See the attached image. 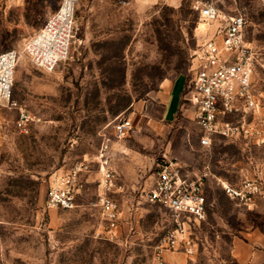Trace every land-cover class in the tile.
<instances>
[{"label": "rangeland", "instance_id": "1", "mask_svg": "<svg viewBox=\"0 0 264 264\" xmlns=\"http://www.w3.org/2000/svg\"><path fill=\"white\" fill-rule=\"evenodd\" d=\"M59 1L0 0V52L21 53L12 97L32 116L21 131L18 111L0 106V264H154L173 218L146 194L165 158L189 175L210 168L206 220L190 229L196 252H167L166 262L264 264V189L248 208L221 187L253 178L264 184V142L217 138L204 148L191 117L171 124L154 117L169 83L183 77L187 86L193 76L200 0H80L71 56L48 72L23 47ZM202 1L223 15H244L246 38L264 61V0ZM257 88L264 91L262 69ZM259 114L264 118V109ZM118 118L135 125L123 139L115 136ZM107 139L122 217L114 241L97 236V157ZM82 162L89 167L78 206L46 208L50 178Z\"/></svg>", "mask_w": 264, "mask_h": 264}, {"label": "built area", "instance_id": "2", "mask_svg": "<svg viewBox=\"0 0 264 264\" xmlns=\"http://www.w3.org/2000/svg\"><path fill=\"white\" fill-rule=\"evenodd\" d=\"M24 1V0H17ZM80 0H60L40 30L23 47L31 62L52 72L71 56L76 32V6ZM200 21L209 24L201 33V41L193 55V76L185 88V97L195 107L194 122L202 134L199 144L210 148L217 138L234 142H264V91L257 88L259 69L264 61L257 48L246 38L248 20L242 14H222L211 1H198ZM216 24L212 30L211 27ZM21 53L17 50L0 52V106L15 108L21 131L27 130L31 114L14 100L13 86ZM129 118L114 123L115 136L126 138L133 130ZM97 164L101 174V192L96 202L100 217L97 236L114 241L121 232V205L115 197L117 177L111 166L109 140L99 150ZM85 162L54 174L48 183L45 205L48 209H74L83 187ZM210 168L189 175L176 160L163 159L146 197L152 204L166 207L173 218L172 227L157 245L154 264H168L167 252L193 255L196 244L190 235L191 226L206 220L208 200L206 180ZM261 178L245 179L240 183L221 182L223 192L233 201L251 208L263 192Z\"/></svg>", "mask_w": 264, "mask_h": 264}, {"label": "crops", "instance_id": "3", "mask_svg": "<svg viewBox=\"0 0 264 264\" xmlns=\"http://www.w3.org/2000/svg\"><path fill=\"white\" fill-rule=\"evenodd\" d=\"M185 86L183 77H178L169 83L167 89L159 95V113L154 116L155 119L165 124L177 122L180 116L194 119L195 107L185 97ZM133 126L134 130V122ZM262 250L263 248L260 249V251Z\"/></svg>", "mask_w": 264, "mask_h": 264}, {"label": "bare ground", "instance_id": "4", "mask_svg": "<svg viewBox=\"0 0 264 264\" xmlns=\"http://www.w3.org/2000/svg\"><path fill=\"white\" fill-rule=\"evenodd\" d=\"M209 27V24H206V23H200V30H201V32L203 31V30H205L206 28H208Z\"/></svg>", "mask_w": 264, "mask_h": 264}]
</instances>
